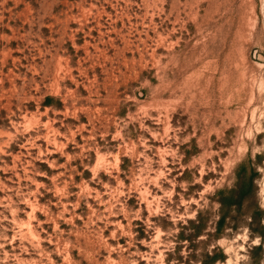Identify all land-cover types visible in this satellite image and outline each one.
Segmentation results:
<instances>
[{
  "label": "rangeland",
  "instance_id": "1",
  "mask_svg": "<svg viewBox=\"0 0 264 264\" xmlns=\"http://www.w3.org/2000/svg\"><path fill=\"white\" fill-rule=\"evenodd\" d=\"M0 264H264V0H0Z\"/></svg>",
  "mask_w": 264,
  "mask_h": 264
}]
</instances>
